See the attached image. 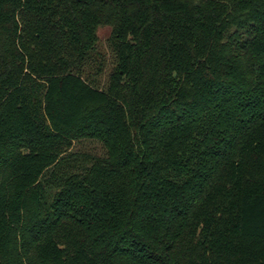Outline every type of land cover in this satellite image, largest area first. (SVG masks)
Returning <instances> with one entry per match:
<instances>
[{"label": "trees", "instance_id": "trees-1", "mask_svg": "<svg viewBox=\"0 0 264 264\" xmlns=\"http://www.w3.org/2000/svg\"><path fill=\"white\" fill-rule=\"evenodd\" d=\"M0 264H264V0H0Z\"/></svg>", "mask_w": 264, "mask_h": 264}, {"label": "rangeland", "instance_id": "rangeland-1", "mask_svg": "<svg viewBox=\"0 0 264 264\" xmlns=\"http://www.w3.org/2000/svg\"><path fill=\"white\" fill-rule=\"evenodd\" d=\"M111 35H112V28L110 25H102L98 29L99 45L106 52L107 57L109 59V62H111L113 59L111 49H110ZM85 144H86V146H88V143H85ZM92 147H93V145L90 148L92 149Z\"/></svg>", "mask_w": 264, "mask_h": 264}]
</instances>
